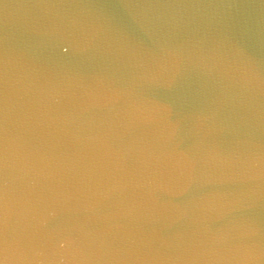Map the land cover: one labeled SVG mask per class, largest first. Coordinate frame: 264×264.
<instances>
[{
  "label": "water",
  "instance_id": "obj_1",
  "mask_svg": "<svg viewBox=\"0 0 264 264\" xmlns=\"http://www.w3.org/2000/svg\"><path fill=\"white\" fill-rule=\"evenodd\" d=\"M0 264H264V0H0Z\"/></svg>",
  "mask_w": 264,
  "mask_h": 264
}]
</instances>
